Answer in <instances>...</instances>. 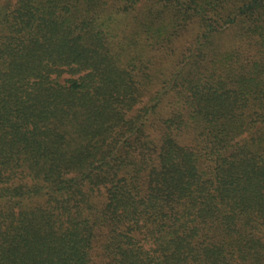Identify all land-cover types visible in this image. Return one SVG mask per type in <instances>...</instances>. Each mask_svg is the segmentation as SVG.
<instances>
[{
    "label": "trees",
    "instance_id": "obj_1",
    "mask_svg": "<svg viewBox=\"0 0 264 264\" xmlns=\"http://www.w3.org/2000/svg\"><path fill=\"white\" fill-rule=\"evenodd\" d=\"M0 264H264V0H0Z\"/></svg>",
    "mask_w": 264,
    "mask_h": 264
},
{
    "label": "rangeland",
    "instance_id": "obj_2",
    "mask_svg": "<svg viewBox=\"0 0 264 264\" xmlns=\"http://www.w3.org/2000/svg\"><path fill=\"white\" fill-rule=\"evenodd\" d=\"M186 34H188V36L185 38H180L179 40L174 42L171 49L176 48V47H181L182 45H184V42L187 43L190 40V38H192V36L194 35L193 31L190 32V30H187L184 33V35H186ZM185 39H187V40H185ZM183 40H185V41H183ZM130 48L132 49V52L134 51L135 54H138V44H136V46L134 48H132V46H130ZM168 53L171 55H174V56L176 55V54H173L172 52H170V50ZM146 56H147V59L150 61L154 59V63L151 66V69H152L151 72L154 73L155 77L157 78V81L152 85L151 88L148 89L147 98H149L154 92L159 90V88L161 87V85H160L161 80H166V78L169 74V69L171 68V66L170 67L168 66V62L165 61L163 54L157 55V54L149 51L148 53H146ZM164 107H165V102L163 101L160 108H164Z\"/></svg>",
    "mask_w": 264,
    "mask_h": 264
}]
</instances>
